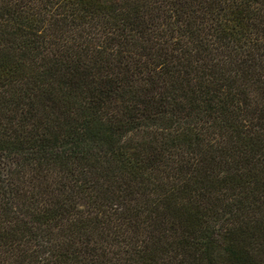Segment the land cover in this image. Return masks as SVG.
Returning <instances> with one entry per match:
<instances>
[{"label":"trees","instance_id":"obj_1","mask_svg":"<svg viewBox=\"0 0 264 264\" xmlns=\"http://www.w3.org/2000/svg\"><path fill=\"white\" fill-rule=\"evenodd\" d=\"M0 264H264V0H0Z\"/></svg>","mask_w":264,"mask_h":264}]
</instances>
